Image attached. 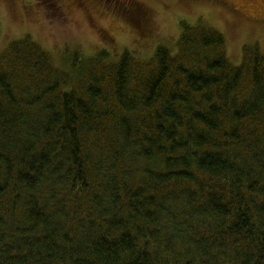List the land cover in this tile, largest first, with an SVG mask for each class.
I'll return each mask as SVG.
<instances>
[{
    "label": "trees",
    "instance_id": "1",
    "mask_svg": "<svg viewBox=\"0 0 264 264\" xmlns=\"http://www.w3.org/2000/svg\"><path fill=\"white\" fill-rule=\"evenodd\" d=\"M219 30L57 67L0 56V264H264V53Z\"/></svg>",
    "mask_w": 264,
    "mask_h": 264
},
{
    "label": "rangeland",
    "instance_id": "2",
    "mask_svg": "<svg viewBox=\"0 0 264 264\" xmlns=\"http://www.w3.org/2000/svg\"><path fill=\"white\" fill-rule=\"evenodd\" d=\"M125 15L96 0H0V56L30 37L57 67L107 51L149 59L160 46L176 49L182 24H203L224 34L227 53L240 64L246 46L264 53V0H136ZM110 41L111 43H109Z\"/></svg>",
    "mask_w": 264,
    "mask_h": 264
},
{
    "label": "flooded vegetation",
    "instance_id": "3",
    "mask_svg": "<svg viewBox=\"0 0 264 264\" xmlns=\"http://www.w3.org/2000/svg\"><path fill=\"white\" fill-rule=\"evenodd\" d=\"M96 1L108 7H112L125 15L132 14L134 9H136L138 6V4L135 2L136 0H96ZM108 42L111 43L110 41Z\"/></svg>",
    "mask_w": 264,
    "mask_h": 264
}]
</instances>
